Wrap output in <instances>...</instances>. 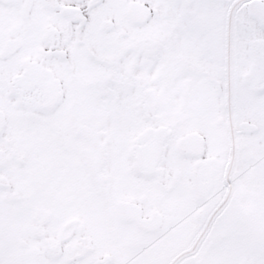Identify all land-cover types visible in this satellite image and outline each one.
<instances>
[{"label": "flooded vegetation", "instance_id": "af4514ba", "mask_svg": "<svg viewBox=\"0 0 264 264\" xmlns=\"http://www.w3.org/2000/svg\"><path fill=\"white\" fill-rule=\"evenodd\" d=\"M160 1L168 5L162 19L169 22L173 0ZM118 2H125L126 10L132 2L147 4L151 9V17L144 25H133L125 15L135 28H144L159 18L155 0ZM104 3L105 0H0V264H130L121 260L124 247L138 253L132 264H158L171 254L164 241L174 231L186 230V221L192 217L186 214L193 204L200 205L193 207L194 223L203 224L221 220L224 213L220 208L228 201L231 188L242 186L241 195L251 198L244 183L252 179H234L237 165L233 159L238 155L241 171L249 174L243 144L256 134L240 131L242 120L237 122L232 114L236 109L229 110L226 121L216 120L223 132L218 136L224 148L221 157L203 159L204 136L199 155L192 147L181 148L178 138V160L185 161L184 166L189 164L191 196L185 198L180 196L181 185L176 180L180 172L173 173L177 168L171 167L163 153L177 134L154 129L151 118L136 135L127 156H112L107 146L108 152L105 147L95 146L102 150L101 156L88 155L87 149L92 146L87 137L96 126L78 108L91 106L94 109L90 111L106 112L105 98H90L88 101L94 103L83 105L78 101L76 105L74 94L66 95L58 73L47 67V61L53 56L64 59V50L55 53L54 49L61 35L65 42L68 39L65 30L55 27L52 20L84 26L92 11ZM35 42L39 44L37 49L27 51V44ZM107 122L98 126L102 134L109 130ZM251 122L260 128L257 119ZM11 128L20 135L11 139L7 135ZM28 132L40 139L41 153L48 154L53 143L58 154L29 158ZM72 134L86 141L85 150L75 147L69 138ZM76 150L80 157H76ZM189 199L193 204L188 206ZM119 208L125 209L122 217ZM157 222L159 227L151 229ZM121 227L132 236L120 239L116 230ZM186 236L189 238L190 233ZM140 256L142 263H138ZM243 258L247 257L242 256L236 264Z\"/></svg>", "mask_w": 264, "mask_h": 264}, {"label": "rangeland", "instance_id": "374dc122", "mask_svg": "<svg viewBox=\"0 0 264 264\" xmlns=\"http://www.w3.org/2000/svg\"><path fill=\"white\" fill-rule=\"evenodd\" d=\"M250 1L222 0L220 9L216 0H173L167 22V18L162 19L167 3L155 0L153 5L159 11V18L152 19L144 28L129 24L125 18V2L118 0H105L104 5L92 11L84 26L52 20L55 27L65 30L68 39L65 42L64 35L56 39L60 42L54 52L64 50L62 57H65L61 60L53 56L47 61V67L58 73L66 95L74 94L76 105L78 101L83 105L94 103L88 101L90 98H105L106 112L104 109L90 111L94 109L91 106L78 108L96 126L90 140L97 139L95 146L105 147L112 156L120 157L128 155L136 135L148 125L149 118L154 129L175 132V139L163 153L171 167L177 168L173 173L180 172L176 180L181 185L182 198L191 193L187 177L189 164L184 166L185 161L178 160L181 157L179 137L199 132L206 140L203 159L216 158L223 155L224 149L218 142L223 132L217 119L226 121L230 109H236L232 114L237 122L255 119L260 122L259 133L243 144L249 174L241 171L238 155L233 159L237 165L234 179L244 181L247 176L252 179L244 183L251 198L241 195L242 186L231 188L228 201L220 208L224 213L221 220H207L203 224L194 223L193 207L200 205H194L189 199L188 206L193 205L186 215L192 217L186 221V230L178 229L164 241V247L166 250L170 247L171 254L162 257L158 264H236L242 256L264 264V30L248 15ZM235 15H242V20L237 22ZM102 18L115 22L113 32L100 30ZM38 46L36 42L28 43L27 51ZM46 50L43 46V51ZM244 80L247 82L243 83ZM106 120L109 130L101 134L98 126ZM7 135L14 139L20 132L11 128ZM36 136L34 132L27 133L29 158L58 154L53 143L48 154L41 153L38 148L41 141ZM69 138L81 152L85 150L84 139L79 140L74 134ZM236 141L239 145L238 138ZM87 150L91 157L102 155L100 149ZM76 153V157L81 156L78 150ZM231 185L235 186L233 180ZM174 193L171 195L176 199ZM116 235L123 240L132 233L121 227ZM137 255L136 250L126 247L120 251L121 260L130 264ZM142 262L140 256L138 263Z\"/></svg>", "mask_w": 264, "mask_h": 264}, {"label": "water", "instance_id": "95a60500", "mask_svg": "<svg viewBox=\"0 0 264 264\" xmlns=\"http://www.w3.org/2000/svg\"><path fill=\"white\" fill-rule=\"evenodd\" d=\"M127 14L134 23L144 24L150 17V10L146 6H142L138 3H131L129 5ZM112 26L113 24L111 22L105 21L103 23V28L105 30L112 29ZM240 126L241 130L245 132L257 131V127L248 122H243ZM200 144L201 137L198 133H191L183 139V145H190L194 149L198 148ZM243 261L246 262V264H253V262L247 261L246 259H244Z\"/></svg>", "mask_w": 264, "mask_h": 264}, {"label": "trees", "instance_id": "16d2710c", "mask_svg": "<svg viewBox=\"0 0 264 264\" xmlns=\"http://www.w3.org/2000/svg\"><path fill=\"white\" fill-rule=\"evenodd\" d=\"M217 1H218V4L220 5V9H221V5H222L221 2H222V0H216V2ZM236 17L238 18V20H240V18H239L240 16L239 15H236Z\"/></svg>", "mask_w": 264, "mask_h": 264}]
</instances>
